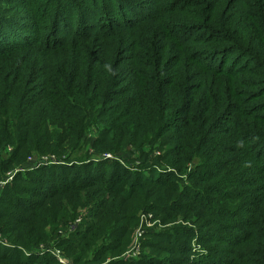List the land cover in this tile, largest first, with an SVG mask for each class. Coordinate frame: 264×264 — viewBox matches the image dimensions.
Wrapping results in <instances>:
<instances>
[{
    "label": "trees",
    "instance_id": "1",
    "mask_svg": "<svg viewBox=\"0 0 264 264\" xmlns=\"http://www.w3.org/2000/svg\"><path fill=\"white\" fill-rule=\"evenodd\" d=\"M93 126L2 188L0 264H264V0H0V175Z\"/></svg>",
    "mask_w": 264,
    "mask_h": 264
},
{
    "label": "rangeland",
    "instance_id": "2",
    "mask_svg": "<svg viewBox=\"0 0 264 264\" xmlns=\"http://www.w3.org/2000/svg\"><path fill=\"white\" fill-rule=\"evenodd\" d=\"M99 128L100 126H93L91 128V132H89V134H87V136H84L83 138V143L82 144H85L83 149L80 151V152H76L72 155V158L71 159H68L67 155H63L61 154V152H53L51 151L50 153H43V154H37L36 152H32L24 162H22L19 166H16V167H13L12 169L6 171L5 173L1 174L0 175V180H2L3 178L5 179L8 175L9 172H18V171H25L26 168H32L33 165H40L39 161L41 159V157H46V158H51V157H54V160L57 161V162H60L62 164H70L71 162H76L79 157H82L84 156L83 154H87V155H90L89 153H92V155L96 154V152L93 150V148L91 147V144H94L95 140L97 139L98 135H99ZM3 149V147H0V152L3 154V156H6L8 157V154L6 152H12L13 151V147H10V146H6L5 150L6 151H1ZM146 152H150V155L148 157V160H151L153 156V153H156V151L154 150V146H148V147H145L143 148ZM133 152V153H132ZM132 152H128L126 151V153L122 154L121 152H116L115 154L118 155V156H123L124 158H128V159H140V160H143L145 158V155L143 156H139L141 151L140 150H137V151H132ZM80 154V156H79ZM99 155H102V158H105L104 155H110L112 156V159L116 158V159H120V157H115L113 156V153L110 152V151H105V152H101V153H98ZM79 156V157H77ZM105 159H108V158H105ZM74 160V161H72ZM122 160V159H121ZM53 164V163H52ZM4 186V185H3ZM4 188V187H3ZM143 212H146V210H139L138 211V216L140 213H143ZM180 219V218H179ZM138 221H139V218H138ZM163 227V225L160 223V226L159 225H155L154 228H152L153 230H156V229H161ZM132 234V233H131ZM131 237V236H130ZM193 243V239L191 241V247H193L192 245ZM129 244H130V241H129ZM129 244H127V247L124 249V251L116 256L113 257L115 259H121L122 255L125 254V252L127 251L128 249V246ZM199 246L200 243H198ZM125 261V260H124ZM106 264H109V259H107V261L105 262Z\"/></svg>",
    "mask_w": 264,
    "mask_h": 264
},
{
    "label": "built area",
    "instance_id": "3",
    "mask_svg": "<svg viewBox=\"0 0 264 264\" xmlns=\"http://www.w3.org/2000/svg\"><path fill=\"white\" fill-rule=\"evenodd\" d=\"M105 158L108 159H112V156L108 155H104ZM114 159V158H113ZM121 162V161H120ZM40 164H47V163H60L54 160V157L51 158H44L41 157ZM15 175V172H9L7 177L2 180H0V192L2 190V188L9 183L13 177ZM4 185V186H3ZM139 221L138 224L135 226V228L133 229V232L131 234V239H130V244L128 246L127 251L125 252L124 255H122V260H128V259H132L135 257H138L141 253V245H142V239L144 237V235L146 234V232L148 230H151L152 228H154L155 225H159L160 226V222L159 220L155 219L154 216L151 213H140L139 216ZM0 244H3L5 246H8L9 244L6 242V240L3 239V237L0 234ZM193 247H192V252L195 254H201L204 253L203 249H201V246L198 245L197 242H195V240L193 239V243H192ZM43 251H48L49 249H41ZM52 254L56 257L57 261L60 264H71V261L68 260L62 253L60 250L58 249H54L51 250ZM101 264H106L101 263Z\"/></svg>",
    "mask_w": 264,
    "mask_h": 264
},
{
    "label": "crops",
    "instance_id": "4",
    "mask_svg": "<svg viewBox=\"0 0 264 264\" xmlns=\"http://www.w3.org/2000/svg\"><path fill=\"white\" fill-rule=\"evenodd\" d=\"M130 239H131V237H130Z\"/></svg>",
    "mask_w": 264,
    "mask_h": 264
}]
</instances>
